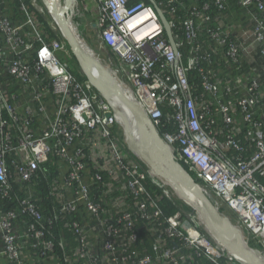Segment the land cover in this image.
<instances>
[{
	"label": "built area",
	"instance_id": "1",
	"mask_svg": "<svg viewBox=\"0 0 264 264\" xmlns=\"http://www.w3.org/2000/svg\"><path fill=\"white\" fill-rule=\"evenodd\" d=\"M90 2L111 69L174 157L264 249V61L256 58H264V0ZM34 3L0 0V198L20 192L16 206L0 208V258L241 264L199 224L164 215L153 195L170 199L169 186L129 156L112 103L60 60L67 43L36 18Z\"/></svg>",
	"mask_w": 264,
	"mask_h": 264
},
{
	"label": "water",
	"instance_id": "2",
	"mask_svg": "<svg viewBox=\"0 0 264 264\" xmlns=\"http://www.w3.org/2000/svg\"><path fill=\"white\" fill-rule=\"evenodd\" d=\"M41 1L54 19L88 83L107 101L116 102V106L112 104V110L124 120L126 145L143 162L148 174L166 182L173 193L195 212L212 239L233 254L241 264H264V253L250 247L241 228L232 224L211 202L209 193L195 182L174 157L171 147L161 137L147 111L113 81L110 69L96 59L80 41L70 23V16L65 15L67 9L71 10L72 15L76 0H63L62 6L58 0ZM156 10L169 42L176 51L167 21L162 12L158 8ZM128 123L132 128H126Z\"/></svg>",
	"mask_w": 264,
	"mask_h": 264
},
{
	"label": "rangeland",
	"instance_id": "3",
	"mask_svg": "<svg viewBox=\"0 0 264 264\" xmlns=\"http://www.w3.org/2000/svg\"><path fill=\"white\" fill-rule=\"evenodd\" d=\"M58 1H59L60 5L62 6L63 5V0H58ZM86 1H89V0H86ZM31 9L33 10L36 18L40 22H47L49 24V26H51L53 28V30H55L54 29V26H55L56 30L59 31L56 23L54 22V19L51 17L49 12L45 9V7H44V5H43L41 0H35V3L31 6ZM70 13H71L70 9H67L65 11V15L67 17L70 16V23H71L72 27L74 28L75 32L77 33V36L79 37L80 41L88 48V51L91 52L92 55L96 59H98L102 64H104L106 66V68L110 69V74H111V78L113 79V81L125 93L131 94L134 97V94H133L134 91H133V89H131L130 85L124 79L119 77L113 71V69H111L112 68V63H116V59L114 57L110 56L111 54L108 51V49H106L102 45L100 39L97 37V28L95 26V22H96L95 20L97 19V11H96V8H95V4L93 2H91V4L89 5V3H85V1L83 3L79 4V2L76 1L75 7L72 10V15H70ZM59 58H60V60L62 62L66 63L71 68L73 74L76 77L77 76H84V74L82 73L79 65L77 64L73 54L71 53L70 48H69L68 45H67V54L62 53V54L59 55ZM84 81L87 82L85 76H84ZM111 102H112L113 106H116V102L115 101L111 100ZM128 118H130V116H128ZM127 121H129V120H127ZM124 127H125L124 120L120 119L116 115V121H115V124H114V133H115V135L118 137V139L120 140L121 144L131 153V155L133 157L127 152L129 154V156L137 164L141 163V165H142L143 162L133 152H131L128 149L127 145H126V142H125V139H124V133H123ZM126 128L129 129V128H132V127L129 126V123H128ZM157 130L159 131V129H157ZM159 133H160V135L162 137V134H161L160 131H159ZM187 171L189 173L191 172L189 170H187ZM192 178L195 180V176L194 177L192 176ZM157 179H159V178H157ZM159 180H162V179H159ZM195 182L198 183L196 180H195ZM166 184L167 183L164 182V185H166ZM163 189H165L167 191V193L170 194V196H169L170 199H168V200H171L172 202H176L174 199H180V198H178V196H176L173 193V191L171 189H169L167 187L166 188L163 187ZM181 203H183L186 206H188L182 200H181ZM181 203H180V205L178 206V209L175 212V213L180 212V218L175 220V222H182L183 220H187L188 219L193 224H199V227H202L203 230L206 231V229L202 226V224H201L199 218L197 217V215L195 214V212L193 210L192 211L187 210ZM214 204L218 207V210H219L220 207H225L226 209H228L230 211L229 214L232 216V218L227 216L225 213H222L220 210L219 211L221 212V214H223L224 216L228 217L229 220L232 222V224L237 225L239 223L241 225V227L244 228V226L239 222L238 215H235L232 212L233 209L229 206L228 203L226 205L225 203L221 202L220 200L215 199ZM228 207L230 209H232V210H230ZM236 221L238 223H236ZM241 230L243 231V234L245 235V237H246V239L248 241L250 240V241L254 242L251 245L249 244V246L254 248V249H256V250H258L260 253H264V249L261 246L258 245V242L256 243L252 239L251 235H246V231H244L243 229H241Z\"/></svg>",
	"mask_w": 264,
	"mask_h": 264
},
{
	"label": "trees",
	"instance_id": "4",
	"mask_svg": "<svg viewBox=\"0 0 264 264\" xmlns=\"http://www.w3.org/2000/svg\"><path fill=\"white\" fill-rule=\"evenodd\" d=\"M262 17H264V15H261ZM256 58L258 61L260 62H263L264 61V58L258 53V51L256 52ZM262 75V74H261ZM80 80H84V76H77ZM261 84V83H260ZM262 87V85H261ZM260 111H263L264 112V105H261L259 107ZM166 111L163 110V113H165ZM165 122V121H164ZM181 164L183 165V167L185 169L188 170V167L183 164L181 162ZM185 165V166H184ZM52 169L55 168L54 165H51ZM261 171L258 172V174L260 173ZM190 174L194 177V175L192 174V172H190ZM262 179V181L264 182V175H261L260 176ZM150 190H154L152 186L149 187ZM170 189V188H169ZM47 192L46 190V185H44L43 188H40L39 190H37V194L41 197H43L45 195V193ZM20 194V192L16 189L15 187V190L11 193V197L10 198H6L4 199V201L2 200V198H0V208L1 209H7L9 207H13V206H16L17 205V196ZM210 194V193H209ZM153 197L157 200V202L159 203V205H161L162 207V210H163V213L164 215L168 216V215H171L173 214L177 209H178V206L180 205L181 203V200L180 199H174L176 202H172L171 200H168L166 197H163L162 196V193H160V191H156L154 192V195ZM173 197V196H172ZM209 198L211 200L212 203L215 202V198L212 194L209 195ZM187 210H190L192 211V209L188 206H186L185 204L181 203ZM221 208V209H220ZM219 210L222 212V213H225L227 216H229L230 218H232V216L229 214V210L226 209L225 207H220ZM59 235L62 236V238L64 239V241L68 242L70 245L73 244V241H72V237L67 234L66 232H63V233H59ZM146 237H148L150 239V236L148 234H144ZM250 245L253 244L254 242L253 241H250L248 242ZM145 244H148V242H145ZM139 246V245H138ZM59 254L62 253V250L60 248H57L56 250ZM56 253V252H55ZM57 253V254H58ZM205 264H210V262H205L203 261Z\"/></svg>",
	"mask_w": 264,
	"mask_h": 264
},
{
	"label": "crops",
	"instance_id": "5",
	"mask_svg": "<svg viewBox=\"0 0 264 264\" xmlns=\"http://www.w3.org/2000/svg\"><path fill=\"white\" fill-rule=\"evenodd\" d=\"M85 1V3H89V5L91 4V2H90V0L89 1H86V0H79L78 2H79V4L80 3H83ZM87 10V9H86ZM88 11V10H87ZM75 12V11H74ZM97 20V19H96ZM95 20V21H96ZM5 259H3L2 257L0 258V264H5Z\"/></svg>",
	"mask_w": 264,
	"mask_h": 264
},
{
	"label": "clouds",
	"instance_id": "6",
	"mask_svg": "<svg viewBox=\"0 0 264 264\" xmlns=\"http://www.w3.org/2000/svg\"><path fill=\"white\" fill-rule=\"evenodd\" d=\"M77 1V0H76ZM68 45V44H67ZM88 82V81H87ZM181 163V162H180ZM144 165V164H143ZM145 166V165H144ZM146 167V166H145ZM147 169V168H146ZM170 188V187H169ZM208 192V191H207ZM209 193V192H208ZM203 229V228H202ZM248 241V240H247ZM249 242V241H248Z\"/></svg>",
	"mask_w": 264,
	"mask_h": 264
},
{
	"label": "bare ground",
	"instance_id": "7",
	"mask_svg": "<svg viewBox=\"0 0 264 264\" xmlns=\"http://www.w3.org/2000/svg\"><path fill=\"white\" fill-rule=\"evenodd\" d=\"M123 125V124H122Z\"/></svg>",
	"mask_w": 264,
	"mask_h": 264
}]
</instances>
